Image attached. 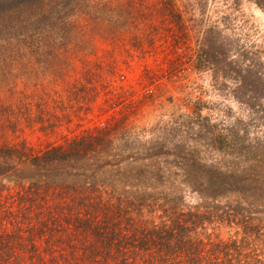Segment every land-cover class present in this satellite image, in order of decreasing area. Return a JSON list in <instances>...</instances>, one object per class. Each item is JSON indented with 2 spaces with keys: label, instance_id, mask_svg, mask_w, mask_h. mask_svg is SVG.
<instances>
[{
  "label": "rangeland",
  "instance_id": "374dc122",
  "mask_svg": "<svg viewBox=\"0 0 264 264\" xmlns=\"http://www.w3.org/2000/svg\"><path fill=\"white\" fill-rule=\"evenodd\" d=\"M42 14L41 31L0 56L1 143L36 155L118 123L134 136L115 141L136 144L119 151L125 167L176 160L185 148L227 160L210 145L207 119L230 129L253 114L236 96L240 68L264 86L259 0H45Z\"/></svg>",
  "mask_w": 264,
  "mask_h": 264
},
{
  "label": "trees",
  "instance_id": "16d2710c",
  "mask_svg": "<svg viewBox=\"0 0 264 264\" xmlns=\"http://www.w3.org/2000/svg\"><path fill=\"white\" fill-rule=\"evenodd\" d=\"M44 11L45 0H0V56L41 31ZM245 71L236 97L253 114L230 129L207 119L224 163L185 148L176 160L125 167L119 151L136 144L115 141L134 136L118 123L34 155L1 143L0 120V264H264V86Z\"/></svg>",
  "mask_w": 264,
  "mask_h": 264
}]
</instances>
